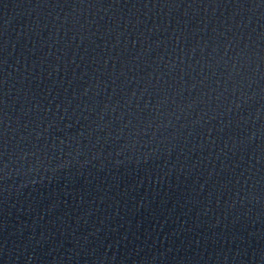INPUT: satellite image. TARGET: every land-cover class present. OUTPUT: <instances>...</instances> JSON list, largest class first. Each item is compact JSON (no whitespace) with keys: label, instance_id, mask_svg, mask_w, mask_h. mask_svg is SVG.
Masks as SVG:
<instances>
[{"label":"water","instance_id":"95a60500","mask_svg":"<svg viewBox=\"0 0 264 264\" xmlns=\"http://www.w3.org/2000/svg\"><path fill=\"white\" fill-rule=\"evenodd\" d=\"M0 264H264L261 0H0Z\"/></svg>","mask_w":264,"mask_h":264},{"label":"snow or ice","instance_id":"6c2138e0","mask_svg":"<svg viewBox=\"0 0 264 264\" xmlns=\"http://www.w3.org/2000/svg\"><path fill=\"white\" fill-rule=\"evenodd\" d=\"M261 3H264V0H261ZM3 103V97H0V104ZM2 111V109H0ZM0 141H2V135H0Z\"/></svg>","mask_w":264,"mask_h":264}]
</instances>
